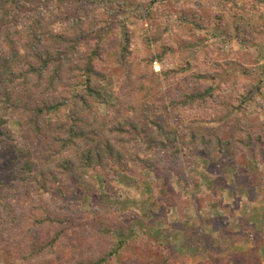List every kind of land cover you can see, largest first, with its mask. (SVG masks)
<instances>
[{
  "label": "trees",
  "instance_id": "obj_1",
  "mask_svg": "<svg viewBox=\"0 0 264 264\" xmlns=\"http://www.w3.org/2000/svg\"><path fill=\"white\" fill-rule=\"evenodd\" d=\"M191 1L0 0V144L13 162L9 182L0 184L8 190L29 187L33 197L51 187L77 188L88 195L102 176L106 193L118 195L110 180L116 172L156 171L171 161L161 160L152 146L176 145L185 153L205 156L216 168L226 160L236 164L244 150H264V123L248 117L246 109L253 91L264 88V66L252 74L254 68L245 57L238 60L237 50L223 47V41L257 46L259 58L263 56L264 41L256 24L262 6L256 0ZM241 23L245 28L240 29ZM137 28L143 30L140 36L134 32ZM208 29L224 38L207 37ZM137 39L143 53L135 57ZM107 60L116 64V87L113 103L100 114L97 105L107 102L100 88L108 76L103 69ZM154 62L159 71H154ZM184 75L190 89L162 96ZM238 84L241 90L224 93ZM147 105L175 113L176 122L164 124L148 114L141 118ZM11 121L23 140L11 131ZM234 121L237 133L226 138L225 125ZM25 132L42 139L39 157L24 140ZM4 198L10 200L0 194V204ZM43 204L39 199L30 203L40 215L0 217V258L1 243H10L5 226L16 231L8 264L50 259L68 243L69 220ZM101 218L107 227L122 224L112 205ZM45 227L51 233L47 242L38 245L29 239ZM135 244L144 256L141 264H149L148 252L164 246L137 234L119 236L104 250L91 245L77 253L72 264H119L124 248ZM250 252L248 257H259ZM169 258L165 255L160 264H171ZM224 261L217 264H230Z\"/></svg>",
  "mask_w": 264,
  "mask_h": 264
},
{
  "label": "rangeland",
  "instance_id": "obj_2",
  "mask_svg": "<svg viewBox=\"0 0 264 264\" xmlns=\"http://www.w3.org/2000/svg\"><path fill=\"white\" fill-rule=\"evenodd\" d=\"M181 2L189 4L192 1ZM256 2L262 6L256 24L264 41V0ZM143 28H147L146 24ZM243 28L245 23L240 25V29ZM142 31L137 28L134 32L140 36ZM204 33L210 38H224L217 30L208 29L207 33ZM234 41L236 42L235 39ZM228 46L238 51L236 59L245 57L247 64L253 66L252 74H256L264 66V52L259 58L261 55L257 46L227 45L223 41L225 50ZM134 49L135 57L143 53L139 39L134 43ZM170 66L172 65L165 64V67ZM103 69L108 76L100 88L107 102L97 105L100 114H105L113 103V90L116 87L115 62L107 60ZM153 69L159 71L160 65L154 62ZM251 78L255 79L253 76ZM187 82L186 75L182 76L171 89L165 88L162 96L168 97L177 94L181 89H190ZM241 89L242 85L238 84L234 89L224 90V93L231 94ZM246 106L248 117L264 123V88L261 92L253 91ZM146 114L164 124L176 122L177 117L175 113L166 114L160 105H147L139 116L142 118ZM9 127L16 134V122L11 121ZM237 129L234 121L226 124L222 133L226 138H233ZM16 137L23 140L18 134ZM24 140L35 157H39L42 139L25 132ZM142 147L150 148L145 144ZM152 147L158 152L161 160L169 157L171 161L166 166L160 165L156 171L142 169L141 173L116 172L110 180L118 195L106 193L102 176L96 178V187L88 195L77 188L57 190L51 187L48 192L33 197L29 187L8 190L0 184V194L10 197V200H1L0 217L10 215L15 220H21L27 213L40 215L34 207L30 208V203L39 199L50 213L65 216L69 220L71 234L68 236V243L50 259H43L38 263L34 261V264H72L75 255L84 253L91 245L104 250L119 236L130 237L134 234L141 235L148 242H161L164 245L148 252L149 264H160L165 255L170 257L171 264H217L223 259L225 263L230 264H264L263 148L253 146L257 151L250 154L244 150L236 164L226 160L216 168L208 165L205 156L188 151L185 153L176 145ZM172 156H177V159ZM12 168L11 157L0 144L1 181L9 182ZM108 205L116 208L122 222L120 226L103 225L101 212L106 210ZM5 227L7 229L4 232L10 243H1L4 246V257L0 258V264H8L6 257L8 253H13L10 247L14 242L13 230L16 232L15 227ZM21 231L22 228L18 232ZM50 236V229L45 227L30 234L29 239L39 245L47 242ZM17 238L19 239L18 236ZM162 250L164 254H159ZM250 250L256 251L259 257H248ZM16 252L22 255L23 249ZM246 253L248 259L243 258ZM141 254L139 244L132 248L126 247L120 256L119 264H141L144 262V256Z\"/></svg>",
  "mask_w": 264,
  "mask_h": 264
}]
</instances>
